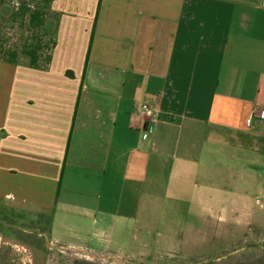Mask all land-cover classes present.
I'll return each mask as SVG.
<instances>
[{
	"label": "crops",
	"instance_id": "1",
	"mask_svg": "<svg viewBox=\"0 0 264 264\" xmlns=\"http://www.w3.org/2000/svg\"><path fill=\"white\" fill-rule=\"evenodd\" d=\"M263 108L264 0H0V264L264 233Z\"/></svg>",
	"mask_w": 264,
	"mask_h": 264
},
{
	"label": "rangeland",
	"instance_id": "2",
	"mask_svg": "<svg viewBox=\"0 0 264 264\" xmlns=\"http://www.w3.org/2000/svg\"><path fill=\"white\" fill-rule=\"evenodd\" d=\"M182 204L186 205V208L190 206L189 216H185L187 212L184 211V216L170 218L174 233L170 236L160 232L156 240H153L149 235H144L140 256L137 254L135 256L134 251L127 252L126 257L122 259L90 253L76 255L70 250L59 247L49 250L47 235L40 238H30L23 234L15 236L33 243L37 248L40 256L36 257L38 261L34 260L32 264H198L208 260H213L216 264H264V233L247 230L245 226L236 227L239 231L236 232V229H230L231 219L223 217L221 221L225 230L221 234L216 224H208L213 219H206V223L204 219L198 217V212L190 202L185 200ZM1 207L3 206L0 204ZM39 220L40 218L35 217L34 214L28 225L37 226ZM47 220L48 217L43 219L46 225H48ZM1 230L6 232L7 228L3 226ZM149 239L150 241L147 242ZM2 240H11V238L4 236ZM47 254L55 258H51L48 262L40 258H44ZM24 262L17 260L10 264Z\"/></svg>",
	"mask_w": 264,
	"mask_h": 264
},
{
	"label": "built area",
	"instance_id": "3",
	"mask_svg": "<svg viewBox=\"0 0 264 264\" xmlns=\"http://www.w3.org/2000/svg\"><path fill=\"white\" fill-rule=\"evenodd\" d=\"M140 110L142 115L145 117L147 124L151 125L152 123L157 122V107L154 105H140ZM262 121H264V108L261 110V113L258 116ZM148 130L151 129V126L147 127Z\"/></svg>",
	"mask_w": 264,
	"mask_h": 264
},
{
	"label": "trees",
	"instance_id": "4",
	"mask_svg": "<svg viewBox=\"0 0 264 264\" xmlns=\"http://www.w3.org/2000/svg\"><path fill=\"white\" fill-rule=\"evenodd\" d=\"M49 220H50V217L48 218L47 222H49ZM198 264H216V263L213 260H208V261H205V262H200Z\"/></svg>",
	"mask_w": 264,
	"mask_h": 264
}]
</instances>
